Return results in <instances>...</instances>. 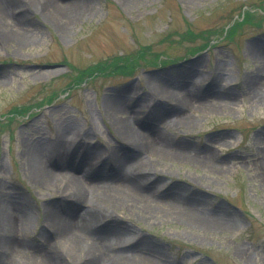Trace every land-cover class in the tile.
I'll return each instance as SVG.
<instances>
[{"label":"rangeland","instance_id":"obj_1","mask_svg":"<svg viewBox=\"0 0 264 264\" xmlns=\"http://www.w3.org/2000/svg\"><path fill=\"white\" fill-rule=\"evenodd\" d=\"M79 1L84 11L64 29L16 3V12L25 15L18 18L25 40L0 42V194L29 214L26 245L9 264H38L47 245L63 250L55 236L41 239L46 204L58 200L54 207L65 215L61 186L30 178L27 145L38 140V156L52 169L58 133L68 140L87 133V148L71 142L66 163L77 167L83 158L89 173L91 155L110 169L112 148L132 152L114 126L117 103L139 133L159 132L166 146L184 150L182 158L145 152L132 157L131 163L153 166L157 177L162 174V189L173 190L165 195L143 183L146 196L169 205L175 201L167 196L181 197L213 221L201 226L138 210L109 211L112 226L129 229L125 242L142 237L148 247L139 246L147 250L139 256L153 264H264V56L256 60L253 54L264 51V0ZM128 63L133 69H126ZM254 75L257 83L249 85ZM149 78L182 93L189 105L154 121ZM174 116L176 124L161 122ZM182 116L191 123L176 130ZM204 157L217 168L205 165ZM87 209L78 204L74 215Z\"/></svg>","mask_w":264,"mask_h":264},{"label":"bare ground","instance_id":"obj_2","mask_svg":"<svg viewBox=\"0 0 264 264\" xmlns=\"http://www.w3.org/2000/svg\"><path fill=\"white\" fill-rule=\"evenodd\" d=\"M78 1L72 0L62 5L59 4V0H0V42L15 46L21 45L25 40L19 31L21 19H18L25 15L16 12V8L26 6L25 12L38 11L44 18L55 21L58 27L64 29L70 21L81 15L85 8L84 2ZM19 2L20 5L17 7L15 4ZM20 11L23 12L22 9ZM253 54L256 55V60H261L264 51L254 49ZM258 78L259 75H254L253 78L248 79L249 85L256 84ZM145 83L149 89L147 93L155 100L153 107L157 108L152 109L151 116L154 121L164 115L176 113L190 103L182 93L173 92L167 86L162 87L153 78L146 79ZM136 103L141 102L136 100ZM114 109L120 116L118 121L114 120L117 135L122 144L131 148L132 152L124 154L125 151L112 148L111 155L108 156L112 159L110 169L103 167L104 163L101 161L95 162V157L91 155L86 161V164H89H87L89 173L83 170L86 166L83 158L78 164L76 163L77 167L70 163V159L66 163L69 151L72 150L71 142H76V149L87 148L85 143L87 133L84 136L83 133L75 134L71 140L66 139L68 137L64 133H58L54 139V152L57 159L52 160V169L47 166L43 156L42 161V157L38 156L40 155L37 149L38 140L34 141L32 146L27 145L26 155L30 178L42 185L59 183L62 190L59 192L58 199L66 210L65 215H62L59 212L60 209L54 207L58 205V200L48 202L44 207L41 239L47 241L48 237L55 236L63 250H58L56 246L50 248L47 245L46 249L41 250L42 258L38 264H54L56 259H63L64 262L71 264H153L139 256L140 253L147 251L140 252L139 246H142V249L148 247L142 241V237L136 241L131 239V244L128 243L130 241L125 242L124 237L131 234L129 229L125 226L118 229L112 226L111 223L114 221L109 211L117 214V210H138L144 216L179 217L201 226L213 223V221L207 222L202 216L193 212L191 206L181 197L167 196V201H175L174 205H169L160 200L152 201L146 196L143 183H149L147 187H157L161 190L163 188L160 184L162 174L158 173L157 177L156 169L148 162L131 163L132 157L145 152L154 153L163 158H182L184 150H174L175 148L168 144L166 146L167 139L159 132L139 133L125 121L124 107L117 103ZM161 122L165 125L176 124L177 116ZM190 123L185 116H182V121L175 125V129H182ZM52 158L53 156L50 159ZM203 162L213 170L217 168V164L205 157ZM93 176L95 178H89ZM147 180L149 182H146ZM162 191L165 195H172L173 192L172 187ZM73 202L77 203L76 206L83 204L88 207L84 215H74L76 206H71ZM28 218V210L18 205L12 196L4 192L0 194V264H9L14 257L19 256L21 246L24 244L23 233ZM102 220L106 223L104 224Z\"/></svg>","mask_w":264,"mask_h":264},{"label":"trees","instance_id":"obj_3","mask_svg":"<svg viewBox=\"0 0 264 264\" xmlns=\"http://www.w3.org/2000/svg\"><path fill=\"white\" fill-rule=\"evenodd\" d=\"M114 60H116V59H114ZM130 60H132V61H129L130 63L133 62V59H130ZM114 63H115V62H114ZM129 65H130V66H129ZM119 66H120V64H119ZM126 66H127L126 69H133V67H132L131 64H129V63H128ZM123 68H124V67H123Z\"/></svg>","mask_w":264,"mask_h":264}]
</instances>
